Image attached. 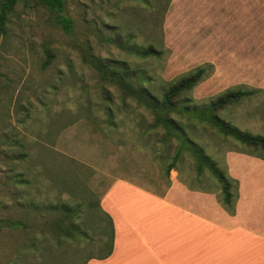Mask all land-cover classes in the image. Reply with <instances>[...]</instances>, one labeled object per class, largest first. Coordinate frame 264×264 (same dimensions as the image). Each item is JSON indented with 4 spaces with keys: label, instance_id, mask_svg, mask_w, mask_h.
Listing matches in <instances>:
<instances>
[{
    "label": "rangeland",
    "instance_id": "obj_1",
    "mask_svg": "<svg viewBox=\"0 0 264 264\" xmlns=\"http://www.w3.org/2000/svg\"><path fill=\"white\" fill-rule=\"evenodd\" d=\"M66 1L71 35L31 2L17 6L0 37V264H88L103 254L107 220L99 207L120 179L159 196L188 194L196 210L218 219L264 217L263 157L209 128L193 131L236 182L234 214L215 181H195L189 153L168 183L163 165L176 144L164 149L162 132L148 130L152 115L124 104L85 62L92 53L165 82L207 66L194 99L237 86L258 90L225 116L264 135V0ZM149 45L164 57L140 58L136 51Z\"/></svg>",
    "mask_w": 264,
    "mask_h": 264
},
{
    "label": "trees",
    "instance_id": "obj_2",
    "mask_svg": "<svg viewBox=\"0 0 264 264\" xmlns=\"http://www.w3.org/2000/svg\"><path fill=\"white\" fill-rule=\"evenodd\" d=\"M31 2L47 9L52 24L65 34L71 35L74 32L75 24L67 12L66 0H0V37L6 34L10 17L17 6ZM136 53L145 60H160L165 51L149 45L138 49ZM49 55L47 54L46 62L49 61ZM85 62L102 81L118 88L124 104L127 100L135 101L137 107L144 108L152 115L153 121L148 130L162 132L160 142L164 149L176 144L174 155L165 160L163 165L168 183L170 172L178 171V163L185 153H189L194 161L195 181L201 183L206 175L215 181L223 205L234 214L236 182L207 153L193 131L199 127L209 128L223 138L235 142L243 152L264 158V135L242 130L232 119L225 116L229 110L256 97L259 91L248 86H237L208 101L200 102L194 99L192 92L207 78V66H198L172 81L165 82L146 70L137 72L130 67H113L92 53L88 54ZM106 114L109 117L108 123L117 127L110 107H106ZM65 208L69 213L73 211L69 207ZM99 208L107 220L104 232H108V238L104 241V253L89 260L106 259L113 251V221Z\"/></svg>",
    "mask_w": 264,
    "mask_h": 264
},
{
    "label": "crops",
    "instance_id": "obj_3",
    "mask_svg": "<svg viewBox=\"0 0 264 264\" xmlns=\"http://www.w3.org/2000/svg\"><path fill=\"white\" fill-rule=\"evenodd\" d=\"M101 206L113 221V251L88 264H264L258 212L218 219L196 210L188 194L159 196L121 179Z\"/></svg>",
    "mask_w": 264,
    "mask_h": 264
}]
</instances>
